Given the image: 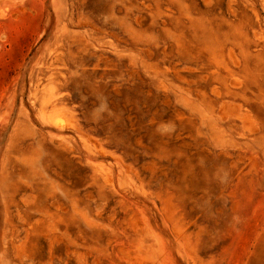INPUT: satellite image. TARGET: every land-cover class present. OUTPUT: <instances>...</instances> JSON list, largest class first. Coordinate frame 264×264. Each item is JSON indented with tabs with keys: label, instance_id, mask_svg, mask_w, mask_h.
<instances>
[{
	"label": "rangeland",
	"instance_id": "374dc122",
	"mask_svg": "<svg viewBox=\"0 0 264 264\" xmlns=\"http://www.w3.org/2000/svg\"><path fill=\"white\" fill-rule=\"evenodd\" d=\"M0 264H264V0H0Z\"/></svg>",
	"mask_w": 264,
	"mask_h": 264
}]
</instances>
